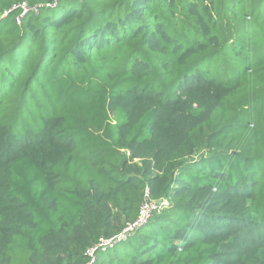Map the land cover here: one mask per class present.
<instances>
[{"label":"trees","instance_id":"obj_1","mask_svg":"<svg viewBox=\"0 0 264 264\" xmlns=\"http://www.w3.org/2000/svg\"><path fill=\"white\" fill-rule=\"evenodd\" d=\"M55 2L0 0V264H264V0Z\"/></svg>","mask_w":264,"mask_h":264},{"label":"built area","instance_id":"obj_2","mask_svg":"<svg viewBox=\"0 0 264 264\" xmlns=\"http://www.w3.org/2000/svg\"><path fill=\"white\" fill-rule=\"evenodd\" d=\"M59 2V0H56V2L54 4H50L49 7H56L57 3ZM23 9V13L25 14L26 12H28V7L26 4H23L20 6ZM23 14V15H24ZM18 22L20 23V20H18ZM166 204V202H165ZM156 209V204L151 202L147 196L146 201L144 202L141 211H140V215L138 217V219L134 222V224L128 226L125 231L123 232L122 235H120L118 238H116V240L112 239V240H105L102 241V243L100 244L99 247H103L105 248L106 246H113L114 244L118 243L120 240L125 238V235L129 232H132L134 229L136 228H140L141 226L145 225L149 219L152 216V212ZM96 249L92 250L90 252V255L93 256L95 253Z\"/></svg>","mask_w":264,"mask_h":264},{"label":"rangeland","instance_id":"obj_3","mask_svg":"<svg viewBox=\"0 0 264 264\" xmlns=\"http://www.w3.org/2000/svg\"><path fill=\"white\" fill-rule=\"evenodd\" d=\"M22 188H23V186H22ZM31 197H33V198H35V197H37V195H35V194H32V195H30ZM30 197V198H31Z\"/></svg>","mask_w":264,"mask_h":264}]
</instances>
